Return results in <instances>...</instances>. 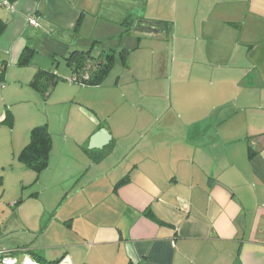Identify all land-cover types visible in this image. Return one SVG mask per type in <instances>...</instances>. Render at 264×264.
Returning <instances> with one entry per match:
<instances>
[{
  "label": "crops",
  "instance_id": "1",
  "mask_svg": "<svg viewBox=\"0 0 264 264\" xmlns=\"http://www.w3.org/2000/svg\"><path fill=\"white\" fill-rule=\"evenodd\" d=\"M0 20V187L7 166L38 186L52 170L24 199L0 193V251L13 264H43L32 252L56 264H264V0H0ZM139 21L167 31L144 32ZM170 21L169 105L152 69L166 58ZM90 48L129 50L120 93L75 109L86 124L76 126L82 166L60 170L67 152L51 136L36 173L16 156L38 113L26 107L18 121L23 109L10 106L29 101L21 86L40 70L71 84L65 56ZM57 56L70 76L59 75ZM100 128L107 144L85 148ZM42 194L56 197L41 203Z\"/></svg>",
  "mask_w": 264,
  "mask_h": 264
},
{
  "label": "rangeland",
  "instance_id": "2",
  "mask_svg": "<svg viewBox=\"0 0 264 264\" xmlns=\"http://www.w3.org/2000/svg\"><path fill=\"white\" fill-rule=\"evenodd\" d=\"M173 24H174L173 21H170L169 31L167 32L170 38V46L168 47L167 52H165L166 58L164 60V63L160 64L159 66L156 65V67L152 69L153 77L157 78L161 76V78H157L154 81H160L162 82V84L163 83L164 85L166 84L165 90L167 93V100H168L167 102L169 103V105L171 104L169 102L170 94L171 92L172 93L174 92L173 88L172 90H169L170 87L173 86V85L171 86L172 79L170 75L171 63H172L171 61L172 53L171 52H173L171 39L173 38V36H175L174 31H173L174 28H172ZM167 33H165V35H168ZM56 59L59 63V68L57 69L59 72V75L65 76V77L70 76V69H66V65L64 64L63 59L59 56H57ZM53 66H56V64H54ZM123 66L124 65L117 57L115 60L114 66H112L113 68L111 69L110 74L108 75L107 79H105L104 81V85L101 88H97V89H93V88L85 89V87L84 88L81 87L84 85L74 83V82H70L71 84H64V82L67 81L68 79L67 80L63 79L61 82L58 81L57 83L58 86L56 88V91L51 94L49 99L48 97H43L42 95H40L41 93L39 94L36 93L28 85L26 86L22 84L21 89L23 90V93H24L23 96L25 97L26 100H29V101L27 103L25 102V104L24 103L15 104L12 107L10 106V108L13 110H16V107L23 109V113L19 117L18 121H22L24 119V115H26V112H27L26 107H28L30 108V110L34 112L36 111L38 113V119H35L37 122L36 124L38 125L46 124V123L49 124L48 130L49 132H51V136L53 137L52 139L54 140L55 151L59 152V150H61L63 147V149L66 150L67 152L65 155L66 157L65 158L63 157L64 159L60 156L61 154L55 155L57 156L55 160L62 158L61 163L63 165H61L60 170H63L65 165L66 167L70 166L71 168L77 169L83 164L82 163L83 162V155H82L83 152L80 149L81 144L79 145V142H81L79 141L81 140V135H79L80 130L79 129L76 130V126L78 127L80 126L81 127L80 129L84 130L86 128V124H83L84 121L81 118H78L79 114L75 111V109L77 111H80L81 109H84L86 111L88 110L85 108L86 106H88V108H93L95 107L94 101L95 102L100 101L99 98L97 97H103L102 95L110 91L111 92L116 91V93H118L120 90L118 88H114V83L116 82V79L118 78L119 75H123L125 72L127 73V69H125L126 67H123ZM124 81L125 79H121L122 84L124 83ZM0 82H2L1 79H0ZM0 84L2 85V83ZM75 87H77L76 89H79V88H82V89L75 90ZM122 89H123V86H122ZM59 92L72 94L71 101L62 102L60 99L61 98L60 95H58ZM64 95H68V94H64ZM0 107H1V102H0ZM10 108L9 110H11ZM85 148L88 149V144L87 146H85ZM13 163L16 165L15 167H19L17 166L18 164H16L15 161H13ZM9 169H10V166H7L6 169H4L6 173H5V176L3 175L4 181H3V186L0 187V193H2V191L4 192L5 190V194H4L6 195L5 197L15 196L16 198H22V199L26 198L28 194L32 192H37L38 190H40L42 183L48 182L44 180H48L47 178L50 176L49 173H52L51 172L52 170H49V171L45 170L46 172L43 173L42 178L40 180L42 181V183L39 184L38 186V185H35L36 182L21 184L20 182H18L19 177L17 175L12 176L10 174L11 172ZM13 173L15 174L16 170H14ZM23 182H27V181H23ZM41 192H45V191L41 189ZM55 197L56 196L54 195L52 197L47 198V196L42 194V196L40 197L41 203H46L48 199L55 198Z\"/></svg>",
  "mask_w": 264,
  "mask_h": 264
},
{
  "label": "trees",
  "instance_id": "3",
  "mask_svg": "<svg viewBox=\"0 0 264 264\" xmlns=\"http://www.w3.org/2000/svg\"><path fill=\"white\" fill-rule=\"evenodd\" d=\"M139 21L137 26L144 29L143 25ZM162 25H167L166 22L156 21ZM5 23L0 20V32L4 28ZM129 50L122 49L119 52L114 50H103L99 54L94 55L92 49L87 51H72L64 60L67 66L73 72L71 82L81 85L95 86L101 84L104 79L110 74L111 69L114 66L115 60L118 57L123 64H126ZM31 56V50H23L20 58H18L19 65H26L29 62ZM89 73V74H88ZM60 77L56 76L51 71L40 70L36 72L33 78L28 82L29 87L41 93L43 97H48V94L55 87L58 81H62ZM13 118L11 112L6 109L5 117L2 120L3 123L11 126L13 124ZM47 124H41L34 126L29 131V140L27 144L22 148L19 154L16 156L17 160L25 164L28 169L33 170L36 173H40L48 166L49 154L52 147L51 133L48 132ZM251 154H249V157ZM127 181V176L119 180L114 189ZM30 256H33L35 260L43 264H56L57 260L46 261L42 256L36 252H32Z\"/></svg>",
  "mask_w": 264,
  "mask_h": 264
},
{
  "label": "water",
  "instance_id": "4",
  "mask_svg": "<svg viewBox=\"0 0 264 264\" xmlns=\"http://www.w3.org/2000/svg\"><path fill=\"white\" fill-rule=\"evenodd\" d=\"M144 27V32H149L151 34L167 31V26L162 25L156 21H142L140 22ZM110 135L107 130L100 128L97 132H95L88 141V149H100L103 145L107 144V141L110 139Z\"/></svg>",
  "mask_w": 264,
  "mask_h": 264
},
{
  "label": "built area",
  "instance_id": "5",
  "mask_svg": "<svg viewBox=\"0 0 264 264\" xmlns=\"http://www.w3.org/2000/svg\"><path fill=\"white\" fill-rule=\"evenodd\" d=\"M27 22L30 25H37L34 17H30ZM13 263H14V260L12 259L11 256H9L8 253L0 251V264H13Z\"/></svg>",
  "mask_w": 264,
  "mask_h": 264
}]
</instances>
